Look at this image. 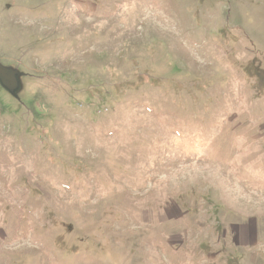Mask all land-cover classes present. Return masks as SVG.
<instances>
[{
	"label": "rangeland",
	"instance_id": "obj_1",
	"mask_svg": "<svg viewBox=\"0 0 264 264\" xmlns=\"http://www.w3.org/2000/svg\"><path fill=\"white\" fill-rule=\"evenodd\" d=\"M0 264H264V0H0Z\"/></svg>",
	"mask_w": 264,
	"mask_h": 264
},
{
	"label": "water",
	"instance_id": "obj_2",
	"mask_svg": "<svg viewBox=\"0 0 264 264\" xmlns=\"http://www.w3.org/2000/svg\"><path fill=\"white\" fill-rule=\"evenodd\" d=\"M10 71V73H8ZM0 79L2 83L10 90L14 91L18 86L16 71L10 70V68L0 63ZM10 82H9V81Z\"/></svg>",
	"mask_w": 264,
	"mask_h": 264
},
{
	"label": "flooded vegetation",
	"instance_id": "obj_3",
	"mask_svg": "<svg viewBox=\"0 0 264 264\" xmlns=\"http://www.w3.org/2000/svg\"><path fill=\"white\" fill-rule=\"evenodd\" d=\"M10 70H13V71H15L14 69H12V68H10ZM8 73H10V71H8ZM16 76H17V72H16ZM9 81V80H8ZM10 82V81H9Z\"/></svg>",
	"mask_w": 264,
	"mask_h": 264
},
{
	"label": "built area",
	"instance_id": "obj_4",
	"mask_svg": "<svg viewBox=\"0 0 264 264\" xmlns=\"http://www.w3.org/2000/svg\"><path fill=\"white\" fill-rule=\"evenodd\" d=\"M0 117H1V110H0Z\"/></svg>",
	"mask_w": 264,
	"mask_h": 264
}]
</instances>
